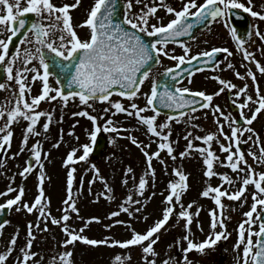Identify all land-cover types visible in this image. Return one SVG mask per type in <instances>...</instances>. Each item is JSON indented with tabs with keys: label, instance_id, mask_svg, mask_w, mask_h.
Returning a JSON list of instances; mask_svg holds the SVG:
<instances>
[{
	"label": "snow or ice",
	"instance_id": "snow-or-ice-1",
	"mask_svg": "<svg viewBox=\"0 0 264 264\" xmlns=\"http://www.w3.org/2000/svg\"><path fill=\"white\" fill-rule=\"evenodd\" d=\"M119 0H94L93 6L87 13V19L81 24L75 25L71 15L72 10L80 5V0H74L73 3H63L57 5L54 0H24L25 6L22 7L21 0H0V33L10 32L11 34L7 39H0V66L4 67L6 73V81H14L18 85V89L12 91L11 95L14 97V106H0V119L5 120L0 126V149L6 144L11 145L13 138L12 125L19 123L21 120L27 122L26 134L23 136L22 143L25 147L28 146L30 136H38L40 133L36 130L37 124L40 122L41 117L46 118L42 128L45 132L50 127L53 119L52 112L45 110H38L41 102H53L59 99L63 106H67L69 100H79L81 105L92 107V103L96 101L109 102L110 108L104 109V112L110 113L114 108L115 112L112 113H126L128 116H135L140 124L145 125L149 133L154 135L158 141L157 150L149 153L146 149L150 145H144L142 142L137 141L134 136H130L133 144L141 147L147 162V170L144 176L138 182V195L144 196V192L149 185V179L155 178L156 169L153 167V159H157L167 169L168 165L162 158L161 153H165L172 161L177 159L175 155L174 141L172 136V122L176 118L173 115H167V119L163 123L158 122V117L161 114V108L178 109V116L184 119L186 116L191 120L197 119L195 113L197 111L194 105L200 108L209 109L214 116L217 124V132H208L203 136L193 137L192 132H188L184 139L188 141L184 151L179 152V157H185L192 154V151L198 152L203 157V163L206 166L205 176L210 181L213 177H219L221 184L213 186L208 183L200 195L204 198H211L215 205L219 207L210 209V228L211 232L202 242H197L192 235L191 225L194 216L198 217L202 210V206L197 201H191L185 206L183 201V194L189 189V175L186 174L180 167L173 169L177 180L169 181L168 194L165 196V207L162 211V218L156 220L152 226L146 231L141 233L131 228L132 235L125 240H118L112 238L94 239L89 238L84 234L85 229L93 221L100 222L99 217H90L83 226L77 231L74 229L69 221L75 217L76 219L83 220L79 214V209L76 203L77 194H73L72 186L76 179L74 173L75 167H70L68 172V196L63 202L65 208L60 218L53 217L48 205L50 200L45 195V173L44 164L41 160L43 146L40 141H36L29 149L31 155L35 158V164L39 166V195L35 198L32 204L23 203L22 197L25 194L23 187H20L18 194L14 198L8 199L5 204H0V211L6 207L11 208L16 205L17 210L22 204L23 208L28 213L37 211L45 221L42 231H47V220L51 219V223L62 227L65 233L63 240V247L66 249L58 257H53L51 264H55L58 259L60 264H74L73 250L77 242H81L90 246L111 245L120 246L122 248H130L138 246L141 248L145 264H157V257L159 253L155 249L158 241L161 239L162 230H167L166 225L175 214L177 224L180 220H184L185 235L182 237L183 241L187 242V247L182 248V264H192L188 258V253L196 250L204 253L206 248L214 247L222 239L227 240L230 233H227L225 220L228 219L224 215L225 205L222 198L229 200L246 201L241 198L249 185H254L256 191L253 192V203L248 212L244 213L247 220L239 225L238 240L234 245L236 250H239L241 245L243 247L242 264H264V171L256 172L252 164L248 163L245 152L241 150V137L245 132L255 134L254 129L251 127L254 121L257 120L258 114L264 110V94L258 84L255 85L256 98L249 94V86L247 83L243 87H238L237 84L229 80H225L220 76L215 79L219 82V90L213 94H207L205 91H193L190 87L180 86L167 82L163 85V90H160V85L157 81H152L149 92H142L141 88L145 81L150 80L153 66L160 63V58L167 57L176 61L174 67L166 68L163 75L168 76L175 80L181 77L182 72H187L189 84L192 83L191 76L196 71L201 69L196 68L192 72L187 69H181L182 65L191 63L197 60L198 57H206L205 63L213 61L217 58L218 53H224L227 57H231L233 53L226 47H213L210 51H204L195 55H190L191 48L179 37L188 36L192 34L193 29L206 21H220L224 26L229 29L231 37L236 41V47L242 52L243 58L249 63H254L261 75H264V64L257 60L252 51L245 47L247 41L245 35L251 37L252 32L241 34L238 32L237 27L230 24L231 18L237 15L240 10L248 13L251 17L258 18L264 21V10H254V0H247V3L241 0H203L198 3V0H181L180 8L166 3V0H160L159 5L149 6L144 4V0H126L125 11L126 14L122 19L117 18ZM136 5H143L138 11H133ZM158 7H162L168 14L174 16L168 23H162V18L157 16ZM155 19L157 22L152 23ZM131 26L130 28L127 26ZM88 28V37L82 38L77 31V28ZM255 35L261 41H264V33H261L258 27H255ZM23 34L24 40L21 43L33 44L29 39V34L34 37V51L28 47L23 49V54L20 48H16L13 37ZM158 37L151 41L145 38ZM170 42L179 43L183 49L184 54L176 55L175 49H168ZM10 45H13L14 51H10ZM19 64V67H17ZM53 66L59 69V73L52 71ZM218 67V65H216ZM228 68H233L231 63L227 64ZM235 75L244 80L251 78L256 82V72L248 69L246 75H241L240 72H235ZM65 80L62 83L61 77ZM50 77L55 78V86L50 83ZM39 81L41 83V91L36 95H29L32 92V85ZM75 86V90H72ZM5 82H0V89L10 88ZM235 90L236 97H244V100L239 103V115L244 117V124L240 125L236 120L226 115L221 110L220 105L213 104L214 96H219L226 90ZM116 91L121 97H126L130 104L125 107L120 101H111L113 92ZM138 95L146 97V103L143 107L139 106L135 100ZM92 102V103H90ZM11 103V101H9ZM256 105L254 109L251 107ZM188 109V112L183 111ZM245 109L250 111L251 116L245 115ZM149 110L153 112L152 115H145ZM91 119L94 123L97 121L96 115H90L87 110L73 113ZM206 115V114H205ZM221 118H224L223 121ZM62 119V117H61ZM225 121L228 122L227 126L230 129V135L224 132ZM235 125V126H234ZM199 127V125H193ZM101 126L96 125L95 131L91 132L92 145L96 143L97 133L101 131ZM104 131L115 132L119 134L122 130L118 128L113 120L109 118L103 126ZM223 136L227 143L220 142V136ZM252 136L248 140H252ZM78 139V137H77ZM202 141V145H196L193 140ZM259 140V136H256ZM62 140V137H61ZM220 143V152L226 154L224 159L221 160L213 150V142ZM247 141H245L246 143ZM90 144L82 145V154L77 156L79 149L73 148L67 155L65 166H71L77 161H87L89 154L93 151ZM59 147V142L54 145ZM235 149V150H234ZM24 148L20 149L23 152ZM256 163L264 165V146L260 147V155L257 156L255 152L249 153ZM15 155V154H13ZM47 155V154H45ZM219 164L228 167L235 172L236 180H242V186L235 191H230L231 187H235L236 180L233 179L228 173H219L215 170V166ZM97 176L89 182L95 183L99 169L95 164L91 165ZM33 165L28 162L20 173L21 176L31 173ZM133 169L128 167L126 173H132ZM240 173H244L241 177ZM103 179L102 177H100ZM82 183V180L80 181ZM127 183V180L124 181ZM228 185L229 187H225ZM105 187L108 188L107 184ZM17 191L13 187L7 189L8 193ZM111 189L108 188V193ZM7 193H0L6 195ZM156 193L153 192L152 196ZM100 197L97 196L98 200ZM108 199H113L108 195ZM127 205V206H126ZM146 205V200L134 199L132 194L126 197L125 203L121 204L118 211H112L110 217H119L123 212L129 216L135 215L137 219L140 218L142 209ZM196 206L195 212L190 211L193 206ZM134 206V207H133ZM259 206V209H258ZM254 213L256 216L254 218ZM145 221L148 216H143ZM258 220L259 231L253 230V223ZM39 221L37 223V226ZM114 224H124V221L119 219L114 220ZM114 224L105 225L106 228H111ZM220 231H216L217 227ZM245 225H248L247 229ZM4 224H0V229ZM129 227H131L129 225ZM202 230V229H201ZM247 231V237H246ZM29 239L25 247L20 249L22 258H18V264H40L39 261L34 260L38 253L31 251L33 247V240L35 236L32 233V225L29 224ZM253 236L259 237L255 245L253 243ZM17 243V236H13L9 242L10 246L5 254H0V264H5L8 256L15 250ZM177 246L181 241L176 242ZM173 245H169V248ZM255 248V251H254ZM151 257V259H149ZM130 254L128 259H130ZM121 257L117 256L116 260L120 261ZM161 264H181L173 257H168L163 260ZM238 264L240 261L238 260Z\"/></svg>",
	"mask_w": 264,
	"mask_h": 264
},
{
	"label": "rangeland",
	"instance_id": "rangeland-1",
	"mask_svg": "<svg viewBox=\"0 0 264 264\" xmlns=\"http://www.w3.org/2000/svg\"><path fill=\"white\" fill-rule=\"evenodd\" d=\"M21 2L22 7L25 6L24 0H21ZM73 2L74 0H54V3L58 6L63 3ZM124 2H126V0H124ZM146 2L149 3V0H144V4ZM241 2L247 3V0H241ZM80 3H83V0H81ZM142 6L143 5H136L133 11H138ZM254 7L257 10H264V0H254ZM85 13L86 10L82 14L79 12V9H75L71 12L74 26L75 24L78 25L83 22ZM163 16L162 23L170 17L164 14ZM251 22L253 27H258L260 32L264 33V21L253 17ZM219 25L224 26L220 21H215V23L210 26V30L197 38L196 42L192 41L188 43V46L193 49L194 53L198 52V50L200 52L201 49L204 51L222 42L217 41L219 39L218 37L222 36L226 41H229L228 35L226 36L227 28ZM10 34V32L0 33V39L6 40ZM28 38L33 41V44L20 42L18 45L22 54L25 47L34 51V37L29 34ZM254 38L256 42L251 51L255 58L260 60L261 64H264V41H261L259 37L255 35V28ZM201 41H203V43ZM172 49H175V52L182 51L181 48L174 46ZM175 54L182 55L179 53ZM234 54L235 56L220 58L217 64L218 67L216 66L213 70H210L211 72L209 73L200 72L194 79V82L191 84H189V82H184L183 86L190 87L193 91H195V89H200V91H205L207 94H213L217 92L220 87H223L215 79L216 76H220L225 80L237 84L238 87H243V85L247 83L249 86V94L253 95L254 99L256 98V84L259 85L262 94H264V75L259 73L256 66L252 67V63H247L245 60H242L239 52L235 50ZM171 61L173 60L169 59V61H167L166 58H160V63L153 68L150 80L145 81V84L142 86V92L150 91L151 82L153 80L156 81L168 65H173V62L170 63ZM228 63H231L234 67L231 69L228 68ZM17 67H19V64H17ZM249 68L256 72V82H253L250 77L242 80L235 75L237 71L240 72L241 75H246ZM3 82L11 87L0 89V106H14L15 100L11 93L18 89V85H16L14 81H6V76ZM50 83L55 86V80L53 78H50ZM40 91L41 83L37 81L32 85V92L26 94V96L39 94ZM227 92L228 90L221 93L219 96H214L213 104L220 105L221 110L234 119L236 113L232 114L230 111ZM232 92L234 94L235 90L232 89ZM110 99L113 102L120 101L125 107H128L130 104V101L126 97L113 95ZM234 100L235 99L232 98V102H234ZM243 100L244 97L239 102ZM9 101H11V103H9ZM135 102L143 107L146 103V97L138 95ZM255 106L256 105H252L251 107L254 109ZM106 108H110L109 102L96 101L92 103V107H87L81 105L78 99L74 101L70 99L68 105L65 107L59 99L53 102L42 101L38 110L52 112L53 119L49 129L45 132L42 125L46 122V118L41 117L40 122L36 126V130L40 135L30 136L27 147L22 143L23 136L26 134L27 122L21 120L19 123H14L12 125L14 135L11 145L9 146L6 144L3 147L4 154L0 159V193H7L6 195H0V204L6 202L8 199L14 198L15 195L18 194L20 187H23L25 190V194L22 197L23 203L32 204L39 195L40 169L39 166L35 164V158L31 155L29 149L36 141H40L43 146L41 160L44 164L45 195L48 200H50V204L47 207L51 215L56 218L62 216L65 207L63 202L67 199L66 195H64V190L68 178L65 179V176H67L70 171V167H75L76 172L74 176L76 179L72 186L74 187L73 194L75 195L78 193V196H76V203L79 214L83 217V220L73 217V219L69 221L70 225L78 231L90 217H99L100 222L93 221L89 224L84 231L85 235L94 239L112 238L125 240L131 237V228H135L136 231L143 233L152 226L156 220L162 218V211L165 207L163 202L165 196L168 194L167 189L169 181L178 179L173 169L180 167L189 175L190 187L183 194L185 206L191 201H197V203L202 206L200 215L198 217L194 216L191 225L193 238L197 242H202L212 231L210 228L211 217L209 210L216 208L218 210V216L220 210L211 198H204L200 193L208 183L216 186L221 184L222 181L219 177H213L210 181L206 178L204 174L206 166L203 163V157L198 152L193 150L191 155L185 157H179L178 154L184 151L187 146L188 141L185 140L184 137L188 132H192L193 137H195L203 136L208 132L218 131L213 113L207 108H200L197 109L195 113H190V115H195L197 117L195 120H191L187 116L184 119L177 118L173 120L171 125V139L174 141V154L177 155V159L172 161L162 152L161 156L168 165L167 169H165L164 165L161 164L159 160L153 159V167L156 169V176L155 178L148 177L149 185L144 192V196L140 197L138 195V182L147 170V162L141 147L133 144L129 137L134 136L137 141L142 142L144 145H150V147L146 149L149 153L157 150V138L154 135L147 137V127L140 124L134 115L128 116L126 113H115L112 115V113L115 112L114 108L111 109L110 113L106 114L104 112ZM83 110H87L90 115H96L97 121L94 123L87 117L73 115V113H78ZM144 114L152 115L153 112L149 110ZM251 114L250 111L245 109V115L250 117ZM109 118L113 120L118 128L126 129L127 131L122 130L119 134L104 131L103 126ZM166 119L167 116L160 114L158 122L163 123ZM223 119L224 118H221L222 121ZM4 122L5 120L0 119V126H2ZM227 124L228 122L225 121L224 132L230 135V129ZM96 125L101 126L102 130L99 133L105 135L109 140L108 147L101 158L94 160L89 154L87 161H77L71 166H65L66 157L73 148L79 149L77 156L82 154V145L89 144V140L91 139L90 134L92 131H95ZM193 125H199V127H194ZM251 127L254 129L256 135L248 132L243 134L241 137V144L243 145L242 151L245 152L248 163L252 164L256 172H261L264 171V165L256 163L249 153L255 152L257 156H259L260 147L264 146V112L259 114L256 123L253 122ZM2 135L3 134H0V137H2ZM249 136L253 137L252 140H248ZM256 136H259V140L256 139ZM245 141L247 142L245 143ZM58 142L59 147H55L54 145ZM220 142L227 143L222 135L220 136ZM193 143L202 145V141L195 139ZM212 147L213 150L220 155L221 160H223L226 154L220 152V143L214 141ZM21 148H24L23 152H20ZM28 162L32 163L33 171L25 174V176H21L20 173ZM92 164H95L96 168L99 169V175L95 183L90 184L89 182L93 177L97 176L95 171L91 169ZM128 167L133 169L132 173H126ZM215 170L219 173H228L236 180L237 174L232 172L228 167L217 164ZM243 175L244 173H240L241 177ZM81 180L82 183H80ZM125 180H127V183H124ZM105 184L111 189L110 193H108V188L105 187ZM241 186L242 180H236L235 187H231L230 191H235ZM9 187H13L17 189V191L8 193L7 189ZM225 187L229 186L225 185ZM255 191L254 185H249L244 197L241 198L242 200L246 198V201L243 203L222 198V202L225 205L223 212L224 215L228 217V219L225 220L227 233L231 235L226 241L222 239L216 246L206 248L204 253H200L196 250L189 252L188 258L192 261V264H238V260L240 264H242L244 245H241L239 250H236L234 245L238 240L240 223L247 220L244 213L250 210L253 203L251 194ZM153 192L156 193L155 196H152ZM129 194H132L134 199L146 200V205L142 209V213L139 214L140 218L137 219L135 215L129 216L123 212L120 213L119 217H110L112 211H118L120 205L125 203L126 197ZM108 195H111L113 199H108ZM97 196L100 197L98 200L96 199ZM195 208L196 206L194 205L190 211L195 212ZM143 216H148V220L145 221ZM255 216L256 213H254V218ZM115 219L124 221V224H114ZM38 221L39 224L37 226ZM30 223L32 225V233L35 236L31 251L38 253L34 260L39 261L40 264H51L53 257H58L60 253L66 250L63 247L65 233L61 226L51 223V219H49L47 220V231H42L41 229L44 228L45 221L40 217L37 211L34 210L32 213H28L26 209L23 208L22 204L19 206V210H17V206L14 205L12 206L7 223L0 229V254H5L7 252L11 238L17 236L15 250L8 256L5 264H18V258H22L20 249L25 247L27 240L30 238L28 235ZM259 223L260 221L256 220L252 225L253 230L256 232L259 231ZM108 224H114V226L106 228L105 225ZM184 224V220H180L179 224H177L176 215L174 214L166 225L167 230H162L161 239L158 241L157 245L154 246L159 253V256L156 258L157 264H161V262L168 257H173L182 264V248L187 247V242L182 240V237L186 234ZM129 225L131 227H129ZM245 227L247 229L248 225H245ZM220 230L218 225L216 231ZM252 238L255 245L257 236H253ZM178 240L181 241L179 246L176 244ZM169 245H173V247L169 248ZM72 250L74 253L72 257L74 264H145L142 259V250L138 246L125 249L120 246H111L110 244L90 246L77 242ZM129 254L131 257L130 259H128ZM117 256L121 257L120 261L116 260ZM149 259H151V257H149ZM29 264H32V261H30ZM55 264H60V261L57 259Z\"/></svg>",
	"mask_w": 264,
	"mask_h": 264
},
{
	"label": "water",
	"instance_id": "water-1",
	"mask_svg": "<svg viewBox=\"0 0 264 264\" xmlns=\"http://www.w3.org/2000/svg\"><path fill=\"white\" fill-rule=\"evenodd\" d=\"M22 36H23V34H20V35H18L17 37H15V40H14V44H15V46H16V44L19 42V40L22 38ZM20 37H21V38H20ZM11 49L14 51L13 45H11ZM52 71H53L54 73H59V69L56 68L55 66H53ZM64 80H65V78L62 76V77H61V82L63 83ZM72 90H75V86L73 87ZM105 145H106V140H105L103 137H101V138L99 139V141H98V145H97V147H96V155L99 156V154L101 153V151H102V149L105 147ZM1 214H3V211H0V215H1ZM5 219H6V217L4 216V221H5Z\"/></svg>",
	"mask_w": 264,
	"mask_h": 264
}]
</instances>
